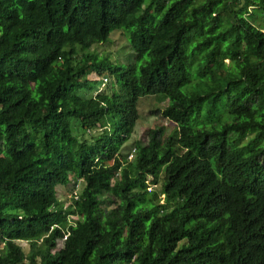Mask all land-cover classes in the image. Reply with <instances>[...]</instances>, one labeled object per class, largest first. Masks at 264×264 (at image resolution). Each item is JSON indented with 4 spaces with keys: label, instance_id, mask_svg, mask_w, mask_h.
<instances>
[{
    "label": "trees",
    "instance_id": "obj_1",
    "mask_svg": "<svg viewBox=\"0 0 264 264\" xmlns=\"http://www.w3.org/2000/svg\"><path fill=\"white\" fill-rule=\"evenodd\" d=\"M263 20L264 0H0V264H264ZM114 30L128 64L90 50ZM144 96L172 126L129 160Z\"/></svg>",
    "mask_w": 264,
    "mask_h": 264
},
{
    "label": "rangeland",
    "instance_id": "obj_2",
    "mask_svg": "<svg viewBox=\"0 0 264 264\" xmlns=\"http://www.w3.org/2000/svg\"><path fill=\"white\" fill-rule=\"evenodd\" d=\"M264 21V20H263ZM110 40L107 42L96 43L93 44L90 50H95L99 54L109 55L113 59L119 60L124 64H128L132 61L133 55L132 50L130 49L129 43L126 39V36L122 30H114L110 34ZM82 53L81 51H79ZM144 58L141 60L143 62ZM87 78L89 80L99 79V76L96 73H90ZM113 80V79H112ZM109 79H103V83L98 84L93 87V90H90L87 95H94L97 91L102 90L105 86L108 85ZM165 104V100L159 101L155 96H144L138 99V110H139V118L135 124L134 131L131 134L130 138L126 141L125 147L123 149L122 154H129L132 152L133 145L136 141H140L141 143H146L148 139V131L149 129L164 124L165 126H172L171 122L167 119L162 118L160 115L150 113V110L163 106ZM128 156V155H127ZM131 157H127L130 160ZM82 181H78L74 183L71 181L67 185H57V197L59 200L66 204V199L70 194L75 193L78 187H82ZM161 179L158 184L149 183L148 189H160ZM161 196V200H162ZM69 215L73 218L76 217L75 211H69ZM22 248L26 252L28 250V243L26 241H19Z\"/></svg>",
    "mask_w": 264,
    "mask_h": 264
},
{
    "label": "clouds",
    "instance_id": "obj_3",
    "mask_svg": "<svg viewBox=\"0 0 264 264\" xmlns=\"http://www.w3.org/2000/svg\"><path fill=\"white\" fill-rule=\"evenodd\" d=\"M133 153H134V149H132V152L129 153L128 156L132 158ZM131 158H130V159H131ZM150 189H151V188H150Z\"/></svg>",
    "mask_w": 264,
    "mask_h": 264
}]
</instances>
